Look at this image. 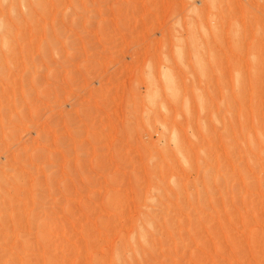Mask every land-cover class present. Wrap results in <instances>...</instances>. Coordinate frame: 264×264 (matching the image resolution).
Segmentation results:
<instances>
[{"label":"rangeland","instance_id":"rangeland-1","mask_svg":"<svg viewBox=\"0 0 264 264\" xmlns=\"http://www.w3.org/2000/svg\"><path fill=\"white\" fill-rule=\"evenodd\" d=\"M0 264H264V0H0Z\"/></svg>","mask_w":264,"mask_h":264}]
</instances>
